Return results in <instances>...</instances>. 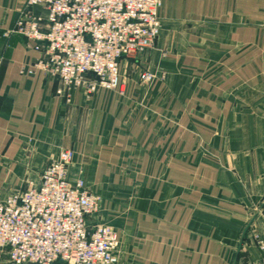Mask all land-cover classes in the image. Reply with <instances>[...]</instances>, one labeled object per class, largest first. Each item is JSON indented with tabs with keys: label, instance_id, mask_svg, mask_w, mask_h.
Segmentation results:
<instances>
[{
	"label": "crops",
	"instance_id": "obj_1",
	"mask_svg": "<svg viewBox=\"0 0 264 264\" xmlns=\"http://www.w3.org/2000/svg\"><path fill=\"white\" fill-rule=\"evenodd\" d=\"M27 1L0 0V197L73 150L71 179L102 198L90 223L115 229L122 264L258 262L264 0H164L155 49L120 61L118 91L70 103L57 79L21 73L41 56L7 35Z\"/></svg>",
	"mask_w": 264,
	"mask_h": 264
},
{
	"label": "built area",
	"instance_id": "obj_2",
	"mask_svg": "<svg viewBox=\"0 0 264 264\" xmlns=\"http://www.w3.org/2000/svg\"><path fill=\"white\" fill-rule=\"evenodd\" d=\"M164 0H28L9 34L41 53L23 75L42 71L60 82L71 102L74 91H118L120 61L156 47ZM41 8V12H37ZM156 74L140 75L145 86ZM123 93V91H120ZM76 154L62 149L26 188L0 197V253L11 264H122V246L111 226L90 223L102 198L86 186L83 172L70 169ZM264 264V240L256 237Z\"/></svg>",
	"mask_w": 264,
	"mask_h": 264
},
{
	"label": "water",
	"instance_id": "obj_3",
	"mask_svg": "<svg viewBox=\"0 0 264 264\" xmlns=\"http://www.w3.org/2000/svg\"><path fill=\"white\" fill-rule=\"evenodd\" d=\"M256 219V216L252 219V221H251V223L247 226V228H246V230H245V233L244 234H246L247 233V231L249 230V228H250V226H251V224H252V222L254 221Z\"/></svg>",
	"mask_w": 264,
	"mask_h": 264
}]
</instances>
